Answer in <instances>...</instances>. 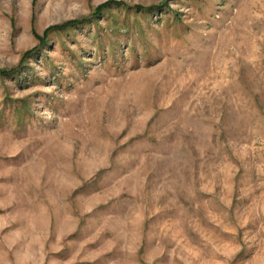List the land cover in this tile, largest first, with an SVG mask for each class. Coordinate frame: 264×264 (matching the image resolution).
I'll return each instance as SVG.
<instances>
[{
  "label": "rangeland",
  "instance_id": "374dc122",
  "mask_svg": "<svg viewBox=\"0 0 264 264\" xmlns=\"http://www.w3.org/2000/svg\"><path fill=\"white\" fill-rule=\"evenodd\" d=\"M1 71L0 264H264V0H0Z\"/></svg>",
  "mask_w": 264,
  "mask_h": 264
},
{
  "label": "trees",
  "instance_id": "16d2710c",
  "mask_svg": "<svg viewBox=\"0 0 264 264\" xmlns=\"http://www.w3.org/2000/svg\"><path fill=\"white\" fill-rule=\"evenodd\" d=\"M120 3L118 4V3H113V2H110V3H107V4H105V5H103V6H101L99 9L100 10H98L95 14L96 15H100L101 14V11L103 10V9H111V8H118V7H120ZM137 9H139V10H141V11H152V10H154L155 8H152L151 9V7L150 8H137ZM94 18H96L95 16H94ZM79 24L77 23V22H68L67 24H64V25H62V26H57V27H54V28H52V30L51 31H63V30H65V29H67V28H74V27H77ZM12 73H14V71L13 72H7V71H1L0 72V74L1 75H3V76H10Z\"/></svg>",
  "mask_w": 264,
  "mask_h": 264
}]
</instances>
